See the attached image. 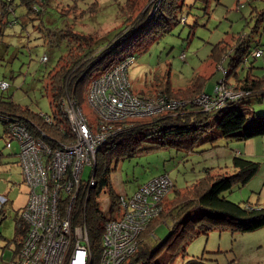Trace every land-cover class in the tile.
Returning a JSON list of instances; mask_svg holds the SVG:
<instances>
[{
    "label": "rangeland",
    "instance_id": "rangeland-1",
    "mask_svg": "<svg viewBox=\"0 0 264 264\" xmlns=\"http://www.w3.org/2000/svg\"><path fill=\"white\" fill-rule=\"evenodd\" d=\"M125 1L48 0L44 13L38 16L28 11L22 0L6 4L11 10L1 13L6 14L4 20L7 24L0 27V80L7 81L9 87L0 90V98L11 99L32 113L51 116L55 107L46 87L49 77L65 63L62 57L70 48L69 39L73 40L71 36L59 39L58 31L65 33L67 29L74 36L91 35L97 40L94 46L104 47L106 40L121 28L126 15L135 17L143 6H147V0H129L134 6L123 12ZM5 3L6 0H0V5ZM150 3L153 7L162 5L160 0H151ZM181 16L185 17V23L172 21L168 31L143 41L141 48L132 53L134 61L127 68L132 93L152 96L160 92L162 81L177 91L186 88L198 75L204 79V91L211 93L213 86L223 77V69H228V60L215 64L212 51L226 42L235 44L239 35L248 41V47L244 46L247 61L236 69L239 80L264 75V0H184L175 19L180 20ZM256 48H260L263 55L253 60L251 56ZM43 55L47 57L46 61L41 60ZM84 85L82 82L78 89ZM247 101L249 103L245 106L253 110L252 119L264 117V97H247ZM81 108L95 131L97 116L85 100ZM149 119L134 117L130 120L143 122ZM144 128L148 129L147 126ZM6 141L4 124L0 120V195L6 194L7 197V203L2 206L3 213L0 211V264L15 256L16 244L23 238L17 227L28 195L17 162L19 143L11 140L12 148L7 149ZM216 142L218 145L213 148L186 153L139 140L135 148L117 151L111 157L110 186L99 196L101 210L107 214L110 190L117 195H131L153 177L167 174L173 182V189L165 197L167 214L164 217L167 219L155 224L150 236L143 238V244H158L167 238L175 215L171 210L177 208L175 205L184 194L180 193L175 201L167 203L174 199V191L206 176L205 171L213 175H233L236 144L240 146V157L258 163V169L246 184L234 182L229 190L221 193V197L241 205L260 203L264 206V136L240 141L219 138ZM89 174L90 168L85 167L82 177L87 179ZM188 211L181 221L202 212L193 208ZM170 257L171 254L164 250L156 261L159 264H264V227L246 232L213 229L186 244L184 253L174 260L170 261Z\"/></svg>",
    "mask_w": 264,
    "mask_h": 264
},
{
    "label": "trees",
    "instance_id": "trees-1",
    "mask_svg": "<svg viewBox=\"0 0 264 264\" xmlns=\"http://www.w3.org/2000/svg\"><path fill=\"white\" fill-rule=\"evenodd\" d=\"M147 1V6H143L135 17L125 16L121 28L106 40L104 47L97 48L94 46L97 40H94L91 35L80 34L81 36H78L75 34L74 36L72 35L73 32L67 29L66 32L65 29L63 30L65 33H61L62 30L58 31L59 39L71 36L73 40L76 39L74 41L76 43L73 44V40L69 39L70 48L62 57L66 64L59 65V69L49 77V84L46 87L50 90L52 103L55 107L51 114L54 120L52 124L45 123L38 114L32 113L28 108H22L13 103L11 99L0 98V114L14 116L30 129H32L31 125L34 124L52 140L63 141L67 135V127L59 110L60 99L66 95H73L81 106L87 84L95 73L103 71L108 65L132 54L134 50L141 48L143 41L154 39L156 35L168 31L172 21H175V24L180 23L179 19H175V14L181 12L184 0H160L162 5L156 8L153 7V3H150L151 0ZM22 2L28 11L32 12L31 6L33 4L42 6L44 11L48 0H22ZM5 4L1 7L4 8ZM133 6L134 2L126 0L123 5V12H126L127 8L131 10ZM3 13L7 12L3 11ZM1 24L4 26L6 23L1 20L0 26H2ZM235 41V44L230 42L232 44L229 45L226 42L228 45L224 43V45L216 46L211 57L216 65L228 60V69L224 68L223 73L226 83L234 91H246L249 92V95H242L236 102H227L225 106L214 112H203L192 104L194 98L205 92L204 79L201 76H195L186 88L177 91L171 90L169 84H164L162 81L160 92L170 98L185 101L187 102L186 105L172 113H160L152 116L148 121H131L130 131L109 139L104 147L97 152L96 185L89 192L85 208L82 209V215L76 218V222L81 221L87 227L90 249L96 258L102 249L101 240L106 215H109L111 219L120 215L119 194H115L112 190L109 191L110 199L107 214L103 213L99 202L100 193L110 186L112 154L121 149L131 150L133 147L135 148L139 140L155 142L177 151L192 153L199 148H201L199 151H203L217 146L216 140L219 138L246 140L264 136V117L252 119L253 110L245 106V103H249L247 97L258 95L264 97V75L239 80V73L236 69L240 63L247 61L244 46L248 47V41L242 35L236 36ZM73 50L76 51V54ZM251 58L254 60L253 56ZM82 82L85 83L84 87L78 89ZM0 120L2 121L1 118ZM248 120L252 121L247 123ZM144 126H147L149 131L153 128L154 130L149 132ZM232 167L234 169L233 175H213L210 174L211 172L205 171L206 176L201 177L195 183L182 190H175L174 199L167 201V203L175 201L180 193L183 192L184 194L180 198L181 201L175 205L177 208L171 210V213H175V215L167 238L152 246L143 244V238L150 236L154 225L167 219L164 217L167 214L164 199L162 212L140 234L135 252L122 264H159L156 258L164 250L171 254L169 260L172 261L179 254L184 253L186 244L200 234L207 235L213 229L246 232L264 227V207H252L248 203L241 205L221 197V193L229 190L234 182L241 185L246 184L256 173L258 163L236 155L232 159ZM192 208L202 210V212L194 217L187 216L181 221L182 216L184 217ZM78 211L77 209L76 215ZM1 212L3 213L2 210ZM17 228L23 237L26 226L19 220ZM20 246L21 242H18L14 249L16 253ZM6 263L4 262V264Z\"/></svg>",
    "mask_w": 264,
    "mask_h": 264
},
{
    "label": "built area",
    "instance_id": "built-area-1",
    "mask_svg": "<svg viewBox=\"0 0 264 264\" xmlns=\"http://www.w3.org/2000/svg\"><path fill=\"white\" fill-rule=\"evenodd\" d=\"M11 2L6 0V4ZM9 5L1 7V12H9ZM31 11L40 14L43 8L33 4ZM180 23H185V17H180ZM262 55L260 48L252 52L255 59ZM46 59L45 55L41 58ZM133 61L134 56L127 55L90 78L83 101L97 116L95 131L73 95L62 97L58 103L67 127L63 141L52 140L34 124L30 129L18 118L0 114L7 122L5 147L12 148L11 140L19 143L17 162L28 188L19 218L26 231L18 252L6 264H122L135 252L140 234L162 212L163 200L173 188L167 174L153 177L131 195L120 194V215L115 219L106 215L102 249L97 258L90 249L87 227L81 221L76 222L96 185V154L106 142L130 131L131 118L172 113L187 103L162 92L152 96L132 93L127 68ZM8 87L7 81L0 80V90ZM242 95L249 92L234 91L222 77L211 93L202 92L192 104L203 112H214ZM39 116L47 124L54 122L53 116L42 113ZM85 167L90 168L87 179L82 177ZM5 203L6 194L0 195V211Z\"/></svg>",
    "mask_w": 264,
    "mask_h": 264
},
{
    "label": "crops",
    "instance_id": "crops-1",
    "mask_svg": "<svg viewBox=\"0 0 264 264\" xmlns=\"http://www.w3.org/2000/svg\"><path fill=\"white\" fill-rule=\"evenodd\" d=\"M0 6H1V5H0ZM1 13H2V12L0 11V15H1V17H2V22H5V20H6V19L4 20L5 15H2ZM6 22H7V21H6ZM6 22H5V23H6ZM6 24H7V23H6ZM6 24H5V25H6ZM0 27H1V26H0ZM256 49H257V48H256ZM254 59H255V58H254ZM236 141H240V140H236ZM236 146H237V149H236L237 151H236V152H238V155L241 156L240 146H239L238 144H236ZM233 157H234V156H233ZM200 178H201V177H200ZM200 178H198V179H200ZM190 184H192V183H189V184H187L186 186H188V185H190ZM186 186H185V187H186ZM185 187H184V188H185ZM263 196H264V194H263ZM248 204H249L250 206H253V207H259V208H263V207H264V206H261L260 203H258V205H256V206H254V205H252V204H250V203H248Z\"/></svg>",
    "mask_w": 264,
    "mask_h": 264
},
{
    "label": "bare ground",
    "instance_id": "bare-ground-1",
    "mask_svg": "<svg viewBox=\"0 0 264 264\" xmlns=\"http://www.w3.org/2000/svg\"><path fill=\"white\" fill-rule=\"evenodd\" d=\"M2 122H3V124H5V125L7 124V122H5L4 120H2Z\"/></svg>",
    "mask_w": 264,
    "mask_h": 264
}]
</instances>
